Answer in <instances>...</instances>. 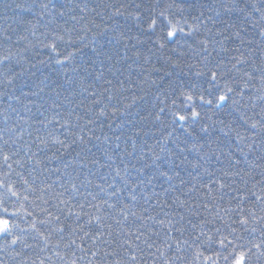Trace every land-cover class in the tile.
<instances>
[{"label":"trees","instance_id":"trees-1","mask_svg":"<svg viewBox=\"0 0 264 264\" xmlns=\"http://www.w3.org/2000/svg\"><path fill=\"white\" fill-rule=\"evenodd\" d=\"M47 2L48 0H0V56H9L8 61L0 64V72L10 69L9 75L16 74L13 84L9 86H5L2 82L3 77H0V129L5 128L4 121L7 117L8 126L15 127V135L20 137L17 144L13 145L11 149L15 151L18 146L20 147L19 157H14V159L24 156L23 145L26 143L30 144L33 151L36 150L34 141L38 134L37 129H40V135L53 132L54 135L65 139L64 129L59 126L65 120H68L70 124L84 125L83 132L80 127H70L71 133L85 135L87 138L86 134H90L88 129L91 128L94 129L95 136H99L100 139L93 138L85 144L79 142L72 144L66 151L60 150L64 153L62 156L56 152L58 145L49 144L45 151L38 153L49 171L37 169L36 172L30 174L29 165L26 164L24 168H20L13 164L15 171L10 174V179L15 182L14 186L18 191H23L24 185L15 172H21L29 184L33 183V176L36 177L37 190L34 193H28L29 201H34V203L24 202V208L33 212L38 220L46 218V214L40 212L41 207L47 208L53 215H58L65 227L64 242H67L69 231L67 226H75V218L72 216L66 218L65 213L68 208L59 204L56 198L57 193L64 192V199L72 195L73 199L70 203L75 205L83 198L71 192L72 183L79 186L81 193L86 191L95 193L99 191L96 188L97 184L107 187L108 183L114 182L112 177L115 174V169L119 168L121 174L125 175L124 168L127 165L130 175H127L126 178L129 183L125 192L121 194L122 198L127 202L128 192L143 179L145 183L136 187L137 200L133 210L138 215L153 216L157 219L172 218L177 222L175 227L184 229L183 236L179 232H173L171 241L173 252L178 239H190V236L199 234V225L202 221H212V223L204 225V231L213 235L216 242L211 245L207 243L201 245L200 250L204 251L205 255H211L216 264H232V258L225 260L224 257L229 256L233 251L237 253L243 251L247 254L248 264H264V255H260L253 247L254 244L264 242V232L261 231L259 223H250L248 231L238 224L231 225L236 228V232L230 235V228L227 227L230 223L228 218L225 217L223 223L218 218L214 219L217 212L216 204L221 209V216L224 215L222 211L224 208L235 207V201L229 203L235 193L229 188H225L223 189L224 198L213 204L205 195L207 189L201 187V184L207 185L209 181L220 178L226 184H231L232 188L241 189L244 188L246 179L248 180L247 187L251 188L253 183L261 179L260 173L264 170V130L259 128L251 130L239 120L241 112L250 118V121L260 120V116L264 115V112L261 111L264 104L259 100L248 99V95H259L256 93L259 80L249 82L248 95L243 100L247 106L233 111L232 99H240L234 93L229 94L231 98L222 108L202 105L198 98L201 85L203 89H208L209 85L205 82L204 77L197 78L193 74L195 71H207L209 67H215L216 63L221 60L228 63L229 56H237L240 53L248 58V62L240 67L251 72L254 67L261 64L260 49L264 48V43H261L258 37L254 38V43L250 46H240L238 40L229 41L225 45L229 48V52L219 51L220 45L213 43V41L222 39L221 36L215 35L217 30L224 27L219 21L227 19L239 24L241 20L236 13L230 15L224 13L223 9L219 7L223 0H52V3L63 4L64 7L53 9L50 4L47 11L38 7V5ZM17 4L30 6L32 11L24 12L16 7ZM178 5L179 7H177ZM209 6L214 10L209 11ZM80 8H85V11L81 12ZM164 9H167L165 15L174 24L178 21L179 26L183 27L185 32L189 31L188 25L197 24L198 21L195 18L200 17L203 20L200 30L193 32L191 36L177 33L176 41L178 43L170 42L161 48L155 42L160 32L159 25L152 32L147 31V25L150 22L149 17L153 14L158 16ZM117 10L120 14H114ZM60 11L64 12L63 16L59 15ZM216 11H220V17L216 16ZM73 16L77 19H73ZM81 17L83 19H80ZM206 17H212L217 22L214 24ZM242 26L246 28V33H242L246 38L256 32V29L248 28L246 24ZM208 29H211V32ZM56 37H63V39L58 40ZM205 39L209 41L208 50L211 52V56L205 64H201L200 61L206 54H198L196 41ZM53 42L56 44L59 56L46 47ZM236 47H240V52L234 50ZM248 47H251V52L247 50ZM93 48L104 51L106 54L97 57L92 51ZM69 52L75 53L69 61L63 64L56 63L57 59L62 60ZM253 61L255 64L252 63ZM188 65H193V67L190 69ZM228 67H231V64H228ZM254 74L259 76L258 72ZM230 75L236 77V82L233 83L228 77L221 78L220 89H223L226 79L234 89L238 90L243 85L239 74ZM107 81H111V83H107ZM192 83H196L197 88L192 89ZM189 91L195 93L197 98L193 104L185 107L181 93ZM212 91L213 97H210L207 91L204 92L205 99H214L215 95L219 94L216 89H212ZM109 95L113 97L111 101L107 99ZM97 98L102 100L101 105L91 103ZM253 103L256 105L254 108L252 107ZM104 105L108 106L106 115L97 118L95 113H98ZM192 107H195L200 113L195 122L191 119ZM113 108L116 111H113ZM160 109L164 111L161 112ZM174 113L185 115L187 120L185 122L177 121ZM77 117H81V119L78 120ZM53 118L59 123L54 122L47 129L40 123ZM89 119L94 120L95 123L86 124L85 122ZM204 126L209 128V133L200 131ZM229 127L247 137L246 141L238 145L235 141V131L224 136L220 129L223 128L225 132H228ZM185 128L192 132V136H188L184 131ZM0 134L5 139L9 135L7 132ZM105 136L108 137L107 140ZM116 137H120V139L117 140ZM73 139H75V135H67L66 142ZM209 141H211V147H209ZM133 143H135V148H133ZM193 143L203 144V150L199 153L185 151L180 154L178 152L177 145L187 149ZM247 145H253V147L249 149ZM162 146L165 148L164 152H161ZM240 149H243V152L247 154V162H245V157L241 154ZM170 152L176 154L172 157L174 163L169 172L173 175L171 183L176 187L164 193L163 190L169 187V183L163 177L158 176L155 166L152 165V156L159 155L161 161L158 163L163 164ZM128 153H132V155L129 156ZM215 153H221L223 163L217 161ZM228 153L232 154L233 159L240 161L237 170L242 169L250 172V177L243 176V174L242 176H233L231 180L223 177L222 169L227 168L229 163ZM53 154H55V158L45 159V157H52ZM141 155L144 156L143 160L139 159ZM181 156L187 157L183 163L178 158ZM200 156H204L205 159L200 160ZM108 157L112 159L109 160ZM93 160H96L97 163H92ZM68 161L72 163L65 169L64 164ZM146 164L149 167L144 169L143 176L135 171L136 168H142ZM176 164L179 165L178 169L175 167ZM192 164L199 166L194 169ZM52 169H59V171H51ZM204 169H207V173L212 175L205 173ZM163 170H168V165H163ZM229 170L232 171V169ZM3 171H7V168L0 163V175ZM176 171H179V176L174 175ZM149 175L155 177L153 180L155 187L147 183ZM101 177L104 179L102 180ZM193 177H197V179L194 180ZM89 181L91 183H88ZM231 181H235V183H231ZM114 183L118 187H124L123 182L119 179ZM193 184L196 189L185 195L184 193ZM46 185L52 187L51 189L46 188L43 193L44 200L48 201L47 204H44L36 197L41 195L39 189ZM210 186L218 187L215 183ZM153 193L160 195H153ZM216 195L219 196L220 193H216ZM145 196L151 197L147 203L144 199ZM176 197L187 200L192 209L189 210L187 206L180 207L178 203H172ZM88 200H91V197H88ZM205 202L209 203V209L196 207L197 204L202 205ZM92 203H97V201H92ZM165 204L169 206L165 207ZM13 205L15 208L20 207L14 197L7 201L10 211L15 210ZM244 207L252 208L258 217L264 216V210H261L259 204L253 207V202H245ZM144 209L147 211L144 212ZM75 210L80 211L78 208ZM83 211L105 216L106 223L112 224V237H108V229H104L105 239L112 240V243L100 245L99 256L93 258L96 260V264H107L103 259L104 252L117 247L116 232L119 229L111 217L116 216L119 209L114 212L105 205L100 213H96L95 209L89 208L85 202ZM165 212L168 213V217L164 216ZM181 215L185 217L183 221L179 219ZM229 215L233 219H238L234 213ZM15 219L20 228L15 229L14 234L21 237V242L9 247L11 237L7 239L0 237V249H2L0 250V264H40L42 258L51 256L52 252L48 249L40 252L43 242L35 232L20 231V229L28 228L32 217L24 215L22 210ZM86 219L87 217L82 216L80 222H84ZM133 220V217H129L130 222ZM139 223L140 221H135L132 226L135 227ZM145 224L146 227L141 230L146 235L149 234L148 229H152L153 232L158 231L160 236L153 235L151 239L159 243L167 229L153 221H146ZM192 224L197 225L195 230L192 228ZM37 227L40 232L46 233L51 230L52 225L38 224ZM252 227H256L255 233L251 232ZM216 228L221 229L219 234L215 232ZM91 230L92 232L97 231L95 224L91 226ZM222 236H228V239L233 241L234 247L221 249L218 241ZM202 240L206 241L207 237H202ZM58 242L59 234L53 233L50 247ZM25 245L30 247H25ZM140 247L144 250L143 253L138 254L144 257L140 260V264H145V261L146 264H158L152 257L147 256L149 251L155 252V248L149 250L145 244H140ZM196 247L193 245V249ZM173 252H169L168 255L171 256ZM179 254L185 256L186 260L177 261L176 264H186V261L191 260L195 253L193 250H189ZM77 255L80 253L77 252ZM45 264H59V262L53 257L51 262L45 260ZM81 264H87V262L82 261Z\"/></svg>","mask_w":264,"mask_h":264},{"label":"snow or ice","instance_id":"snow-or-ice-1","mask_svg":"<svg viewBox=\"0 0 264 264\" xmlns=\"http://www.w3.org/2000/svg\"><path fill=\"white\" fill-rule=\"evenodd\" d=\"M52 5L53 9H56L57 7L63 8L64 5H57L52 3V0H48L47 3H42L38 5V7L41 8L43 11H47L49 9V5ZM191 6V5H190ZM17 8L22 9L24 12H31L32 7L30 6H22L20 4L16 5ZM76 7H79V5H76ZM139 7V5H137ZM171 7V5H169ZM179 7V5L177 6ZM220 8L223 9L224 13L226 14H232L236 13L241 18L240 23H236L234 21H230L227 19H222L219 22L223 24V29L217 30L215 33L216 36H221L222 39L219 41H213V43H218L220 45L219 51L227 53L229 52V48L226 47V42L229 41H239L240 46L244 45H252L254 43V38L258 37L261 43H264V0H223L222 3L219 5ZM214 9L209 6V11H213ZM81 12L85 11V8H80ZM167 9L162 10L158 16L153 14L151 17H149L148 25H147V31L152 32L158 25L160 27V32L157 35L156 43L159 44L161 48L165 47L167 43L176 41L177 33H180L183 36H191L193 32H198L200 30V24L203 23V20L200 19V17H196L195 19L198 21L195 25H188L189 31L185 32L183 27L179 26V22L177 21L175 24L168 18V16L165 15V12ZM114 14H120L119 10H117ZM59 15L63 16L64 12L60 11ZM221 13L220 11H216V16L220 17ZM201 16H203V13H201ZM73 19H77L75 16L72 17ZM80 19H83L81 17ZM139 19V17H137ZM208 20H212V22L215 24L217 21L213 20L212 17H206ZM247 25L248 28L256 29V32L252 34L251 37L246 38L245 35H242V33H246V28L242 25ZM86 30V29H85ZM209 32H211V29H208ZM227 33V34H225ZM58 40H62L63 37H56ZM81 39H83L81 37ZM95 39V36L93 37V40ZM178 43V41H176ZM74 43V42H73ZM196 44L198 45V54L204 53L206 55L203 56L202 60L200 61L201 64H205L206 61H208V58L211 56V52L208 50L209 41L208 40H197ZM53 53H55L57 56H59V52L57 51V47L55 42L46 45ZM191 47V45H189ZM236 52H240V47H236L234 49ZM249 52L252 51L251 47H248L247 49ZM93 53L97 57L104 56L106 53L104 51L98 50L96 48L92 49ZM175 51V49H173ZM262 58H261V64L259 66H256L253 68L251 72L243 70L240 65H244L248 62V58L243 55V53H240V55L237 56H229L228 57V63H225L223 60L216 63L215 67H209L207 71H195L193 74L197 77H204L205 82L209 85L208 89H203L201 85V92L198 96L199 101L202 105L207 106H213L216 108H222L224 105L229 101L231 98L229 94H235V96L240 97V99H232L231 106L233 107V111H238L241 107H246L247 105L243 103L244 97L248 95V89H249V82L254 81L256 79L259 80V87L256 88V93L259 95H248L249 100H259L264 104V48L260 49ZM75 53L69 52L64 58L57 59L56 63L63 64L66 61H69L71 57ZM9 60L8 55L0 56V64H4L6 61ZM234 61V63H233ZM43 63V61H41ZM255 64V61L252 62ZM228 64H231V67H228ZM35 67V65H33ZM188 67L191 69L193 65H188ZM11 70H6L4 72H0V77H3V83L5 86L12 85L15 79V73L12 75H9V72ZM258 72L259 76L257 77L254 73ZM239 74V79L243 81V85L239 87V89H234L230 86L228 83V79H231L233 83L236 82V77L234 75L230 74ZM228 77V79L225 80V84L223 89H220L219 81L221 78ZM99 79V77H97ZM107 83H111V81H107ZM191 88L195 89L197 88L196 83L191 84ZM212 89H216V91L219 93L218 95H215L214 99L209 98L205 99L204 92L207 91L208 95L210 97L214 96V93ZM43 91V89H41ZM24 95H28L27 93H23ZM91 94V93H90ZM35 95V93H33ZM184 99V106L189 107L191 104L194 103L195 99L197 98L196 94L189 91L187 93H181ZM11 99V97H10ZM109 101L113 99L111 95L107 97ZM94 105H101L102 100L100 98H97L91 102ZM175 103V101H173ZM256 105L255 103L252 104V107L254 108ZM108 106L104 105L100 108V111L98 113H95L97 118L104 117L106 115V108ZM113 111H116L115 108H113ZM161 112H163V109H160ZM261 111L264 112V106H262ZM42 114V113H41ZM58 115V114H57ZM175 116V119L180 122H185L187 120V117L185 115H181L178 113L173 114ZM200 116V113L196 110L195 107H192L191 111V119L193 122L197 121L198 117ZM77 119H81V117H77ZM157 119H159V116H157ZM239 120L244 124L247 125L249 129L251 130H264V115L260 116V120H251L250 118L246 117L243 112L239 115ZM59 123L58 120L55 118L42 121L40 123L43 124V127L45 129L48 128L50 124L53 123ZM5 128L0 129V133L7 132L8 138L5 139L2 134H0V163L2 165L6 166L7 171H3L2 175H0V237H3L7 239L8 237H11V240L9 241L8 246L16 245L17 243L21 242V237L14 234L15 229H19L20 225L16 222V217L20 214V212L23 210L24 215L32 217V222L29 224L27 229H20L21 232H27L32 231L36 233V236L39 237V239L43 242V247L40 248V252H44L46 249L50 250L52 252L51 256H48L46 258H42L40 260V264H45V260L51 262L53 260V257L56 258V260L59 262V264H81L82 261H86L87 264H96V260L93 258H97L99 256V253L101 251L100 245L102 244H111L112 240L105 239V232L104 229L107 228V236L112 237V224L106 223L105 216L102 215H96V214H89L88 212H84L83 209L85 208V202H87V206L89 208L95 209L96 213H100L104 206L106 205L108 209L112 211H116L119 209L118 212H116V216L111 217L115 224L118 227V231L116 232V239H117V247L115 249H112L111 251L104 252L103 259L107 262V264H140V260L144 257L138 255L139 253H143V249L140 247V244H145L146 247L151 250L155 248V252L149 251L147 253V256L152 257L155 261L158 262V264H176L177 261H185L186 257L183 255H180L181 252H188L189 250L194 251V256L191 260H187L186 264H216V261L212 258L211 255H205L204 251L200 250V247L203 243H207L209 245L215 243L216 241L213 238V235H210L204 231V225L207 223H212V221H202L199 225L200 231L199 234L190 236V239H182L177 240L175 244V251L173 252V245L171 243L173 239V232H179L181 236L184 235V229L182 227L177 228L175 227L176 221H174L172 218L168 219H157L153 216H144L143 214L138 215L136 211L133 210L135 206V202L137 200V196L135 194L136 187L139 185H143L145 181L142 179L139 181L138 185H134L131 189V191L128 192V199L127 202L122 198V193L125 192L126 188L128 187V179L126 178L127 175H130L128 173V167L127 165L124 168L125 175L121 174V171L119 168L114 170V176L112 177L113 181L115 182L117 179L121 180L124 184V187H118L116 184L108 183L107 187H105L103 184H97L96 188L99 190L98 192H91L86 191L84 193H81L79 191V186H77L75 183L71 184V192L73 194L80 195L83 199L81 202L73 205L70 203V201L73 199V196L70 195L67 199H64V192L57 193L56 198L59 201L60 205H64L68 208L67 213H65L66 218L68 216H72L75 218L73 225H68V240L67 242H64L65 240V227L63 226V222L60 220V217L58 215H53L51 212L48 211L47 208L41 207L40 212L46 214L45 219H37L33 212L27 211L24 208V202L34 203V201H29V195L28 193H34L36 192L37 188L35 186V179L36 177L33 176V183L29 184V181L25 179L21 172H15V175L20 178L21 181H23V191H18L16 189L15 182L10 179V174L14 172L13 164L20 168H24L25 165L30 166V174L36 172L37 169H42L43 171H49V169L45 166L44 161L41 159V157L38 155V153L45 151L49 144L52 145H58L59 147L56 149V152H59L60 155H64L63 152H61V149H64L65 151L72 145L76 143L85 144L87 141L92 140L93 138L99 140V136H95L94 129H88V133L85 135H79L75 133H71L69 131L70 127H80L81 132L84 130V125H75L70 124L68 120H65L62 124L59 126L64 129V132L66 134L65 139H61L59 136L54 135L53 132H48L47 135H40V129H37V135L35 137V144H36V150L33 151L30 144L23 145L24 150V156L14 159V157H19L20 153V147L18 146L15 151H12L13 145L17 144V141L20 139L19 136L15 135L16 129L15 127H9L8 126V118L5 117ZM86 124H94L95 121L92 119H89L85 122ZM222 123V122H221ZM184 131L188 134V136H192V132H190L187 128L184 129ZM200 131L202 133H209V128L207 126L201 127ZM220 131L223 133L224 136H228L229 132L235 131V141L239 145L242 142H245L247 137L242 135L239 131L229 127V131L225 132L224 129H220ZM31 135V133H29ZM67 135H75V139L71 140L70 142H66ZM105 139L107 140L108 137L105 136ZM117 140L120 139V137H116ZM249 149L253 147V145H247ZM119 147V145H117ZM204 145L203 144H195L193 143L190 148H184L177 145L178 152L180 154H183L185 151H196L197 153L201 152L203 150ZM209 147H211V141H209ZM133 148H135V143H133ZM165 148L161 147V152H164ZM240 152L245 157V162H247V154L243 152V149H240ZM79 156V153H77ZM129 156L132 155V153H128ZM175 153H169V156L167 159L163 161V164L158 163L161 161V157L159 155H153L152 156V165L155 166L156 171L158 173L159 177H163L168 183L169 187L165 188L163 191L164 193H167L174 189L176 186L172 184L173 175L169 174V172L172 169V165L174 161L172 160V157L175 156ZM217 161H221V153H215ZM228 167L222 169L223 177L225 179L231 180L233 176H249L250 172L243 171L242 169L237 170V165L240 164V161L238 159H233L232 154L228 153ZM55 158V154H53L52 157H45V159L51 160ZM180 159V162L183 163L185 160H187L186 156L178 157ZM109 160H111V157H108ZM139 159L143 160L144 156L141 155ZM200 160L205 159L204 156L199 157ZM11 161V162H10ZM72 162L68 161L65 162L64 168L67 169ZM92 163H97L96 160H93ZM223 163V161H221ZM163 165H168V170H163ZM199 165L198 164H192V167L195 169ZM103 167V165H101ZM149 167V165H144L142 168H136L135 171L139 173L141 176L144 175V169ZM175 167L178 169L179 165L176 164ZM256 167H259L256 165ZM229 169H232L230 171ZM51 171H59V169H52ZM205 173H207V169H204ZM208 175H212L211 173H207ZM175 176H179V171H176L174 173ZM261 179L257 180L255 183L252 184L251 188H248V180H244V188H232L231 184H226L223 180L220 178H217L215 181H209V184H201V187L206 188L207 191L205 195L208 197V199L215 204L217 200H222L224 198L223 189L229 188L230 191L234 192L235 195H233L230 198L229 203L231 204L232 201H235V207H228L224 208L222 211L224 213L223 216H221V209L219 208V205L216 204L217 212L214 217V219H220L221 222H224L225 217L228 218L230 223L227 225V227L230 228V235L234 234L236 232L235 227H231V225L238 224L239 226L243 227L245 231H248V226L250 223L256 224L259 223L261 225V231L264 232V216H257L256 212L253 211L252 208H245V202H253V207L256 206V204H259L261 206V210H264V170L260 173ZM154 176H147V183L149 185L153 184ZM243 178V177H242ZM103 180L104 177H101ZM193 179H197V177H193ZM43 183V182H41ZM88 183H91L90 181ZM183 183V181H181ZM217 184V188H213L210 185L211 184ZM231 183H235V181H231ZM51 185H46L43 188H40L41 195L37 196V200H41L44 204H47L48 201L44 200L43 193L45 189H51ZM196 189L195 184H193L190 188H188L187 192L184 193L187 195V193H190ZM67 191V189H65ZM216 193H220L219 196L216 195ZM153 195H160L157 193H153ZM16 198V202L20 204L19 208H15V205L13 207L15 210L10 211L7 206V201L11 198ZM88 197H91V200H88ZM107 197V198H104ZM145 202L147 203L148 200L151 199L149 196L144 197ZM92 201H97V203H92ZM172 203H178L180 207L187 206L189 210L192 209V206L188 204L187 200L180 199V197H176L175 200L172 201ZM169 205L165 204V207H168ZM197 208L203 207L204 209H209L210 205L209 203L205 202L202 205L197 204ZM78 208L80 211H76L75 209ZM144 212L147 211V209L143 210ZM234 213L235 216L238 217V219H233L229 214ZM195 214V213H193ZM87 217V219L84 222L81 221V217ZM165 217H168V213H164ZM129 217H133L134 220L132 222L129 221ZM180 221H183L185 217L181 215L179 217ZM135 221H140L138 225L135 227L132 226ZM146 221H153L155 224L160 225L161 227H165L167 229L166 234L164 235L163 239L157 243L156 240L151 239V237L160 236V233L158 231L153 232L152 229H148V235L145 234L144 231L141 229H144L146 227L145 222ZM191 224V221H189ZM52 225V228L50 231H47L46 233L40 232L37 225ZM95 224L97 231L92 232L91 226ZM192 228L195 230L197 228V225L192 224ZM87 229V230H86ZM256 227L251 228V232H256ZM215 232L219 234L221 232L220 228H216ZM53 233L59 234V242L51 245L50 247V239ZM82 233V235H81ZM207 237V240H202V237ZM239 239V238H237ZM139 243H136V242ZM151 241V242H149ZM199 242V243H198ZM220 248L224 249L226 247H234L233 241L228 239V236H222L220 240L218 241ZM63 245V247H61ZM193 245H196L197 247L193 249ZM25 247H30L29 245H25ZM241 247H243L241 245ZM253 247L257 249L260 255H264V242L259 244H254ZM2 250V249H0ZM77 252L80 253V255H77ZM169 252H173L171 256L168 255ZM217 255H219L217 253ZM202 258V259H201ZM232 258V264H248V257L247 254L243 251L235 252L229 254V256L224 257L225 260H229ZM146 264V261H145Z\"/></svg>","mask_w":264,"mask_h":264}]
</instances>
